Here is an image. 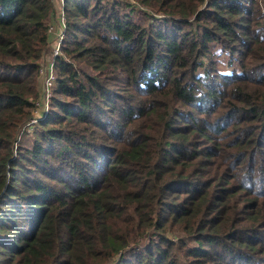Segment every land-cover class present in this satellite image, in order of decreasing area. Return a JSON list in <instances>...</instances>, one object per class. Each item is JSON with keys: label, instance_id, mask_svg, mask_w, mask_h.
<instances>
[{"label": "trees", "instance_id": "1", "mask_svg": "<svg viewBox=\"0 0 264 264\" xmlns=\"http://www.w3.org/2000/svg\"><path fill=\"white\" fill-rule=\"evenodd\" d=\"M57 14L0 0V264H264V0H67L35 126Z\"/></svg>", "mask_w": 264, "mask_h": 264}, {"label": "built area", "instance_id": "2", "mask_svg": "<svg viewBox=\"0 0 264 264\" xmlns=\"http://www.w3.org/2000/svg\"><path fill=\"white\" fill-rule=\"evenodd\" d=\"M56 3V7H58V13L60 14L59 20H60V32H59V41L58 44L56 46V48L54 49V61L50 64L49 68H47L46 72H47V80H46V90L43 91V99L41 100V104L38 105V108L36 110L37 112V117L36 119L33 120L32 124H35L37 121L42 120L43 118L46 117V115L49 113L50 111V105H49V101H50V96H51V90L54 87V83H55V76L53 73V69L55 66V58L60 54L61 52V46H62V42L65 36V29L67 27V20H66V12H67V0H55ZM54 27L51 26L50 27V32H53ZM42 74L43 73V68L41 70ZM42 109V110H39Z\"/></svg>", "mask_w": 264, "mask_h": 264}, {"label": "rangeland", "instance_id": "3", "mask_svg": "<svg viewBox=\"0 0 264 264\" xmlns=\"http://www.w3.org/2000/svg\"><path fill=\"white\" fill-rule=\"evenodd\" d=\"M56 9H57V13H58V10H59L58 7H56ZM59 17H60V14L58 13L57 14V21L53 25L54 29H53V32H52L54 43H53V46L50 49V51H49V53H48V55L46 57L45 63L43 65V73H44L43 74V79H44L43 80V90L44 91L46 90V86L45 85H46V80H47V72H46V70H47V68H49L50 64L54 61V57H53V55H54V49L56 48V46L58 44V41H59V35L58 34H59L60 30H61ZM66 20H67V18H66ZM65 31H66V29H65ZM227 62H228V58H226L225 55H222L221 56V64L222 65L225 64V66L223 67L224 70H228L229 69V67L226 66ZM53 73H54L55 80H56V74H55L54 69H53ZM51 93H52V90H51ZM39 110H42V109H39ZM36 114H37V112H36ZM35 126H36V123H35ZM27 131H30V133H31V132L34 131V129H27ZM24 137H25V135L22 134V136H20V139H24Z\"/></svg>", "mask_w": 264, "mask_h": 264}, {"label": "crops", "instance_id": "4", "mask_svg": "<svg viewBox=\"0 0 264 264\" xmlns=\"http://www.w3.org/2000/svg\"><path fill=\"white\" fill-rule=\"evenodd\" d=\"M52 36H53V34H52Z\"/></svg>", "mask_w": 264, "mask_h": 264}]
</instances>
